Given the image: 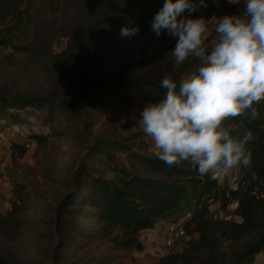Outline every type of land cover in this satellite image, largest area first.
Instances as JSON below:
<instances>
[{
	"label": "rangeland",
	"instance_id": "1",
	"mask_svg": "<svg viewBox=\"0 0 264 264\" xmlns=\"http://www.w3.org/2000/svg\"><path fill=\"white\" fill-rule=\"evenodd\" d=\"M196 3L199 5V1ZM22 8V16H14L8 25L0 27V36L27 45L31 51L0 45V96L53 95L76 103L77 111L17 109L0 101V255L23 259L25 264H159L163 256L182 252L195 233H189L173 250L164 245L168 224L184 223L188 218L182 213L165 220L156 231L140 232L139 243L123 247L110 237H96L100 223L95 209L65 202L77 185L84 163L98 174L114 175L105 155L89 151L98 140H123L136 151L154 155L149 138L139 126V113L150 100L138 98L127 104L125 98H119L105 101L102 107H85V103L98 78L172 76L180 66L174 65L171 56L177 38L167 31L157 36L152 29L145 36H121L120 29L132 19L115 11L124 8L118 0H101L95 9L85 0H27ZM206 12L204 3L192 15L208 20L241 15L238 4L229 0L219 4L210 16ZM102 16L106 19L99 21ZM214 26L215 21H209V48L217 39ZM75 52L99 57L96 68L87 76L77 73L82 65L72 57ZM185 63L200 66L194 57ZM33 133L46 139H32ZM15 142L25 145L23 155L16 152L13 156ZM115 156L132 171L145 173L126 155L116 152ZM233 170L235 180L238 175ZM63 202L72 209L60 211ZM233 203L225 210H216V215L238 219V205ZM243 245L236 244L233 250L225 247L221 264H235L233 253ZM260 254L262 259L250 264H264V254Z\"/></svg>",
	"mask_w": 264,
	"mask_h": 264
},
{
	"label": "trees",
	"instance_id": "2",
	"mask_svg": "<svg viewBox=\"0 0 264 264\" xmlns=\"http://www.w3.org/2000/svg\"><path fill=\"white\" fill-rule=\"evenodd\" d=\"M26 1L0 0V27L8 25L10 18L22 16V6ZM85 1L95 9L96 2L101 0ZM118 1L124 4V8L115 11L131 18L128 22L132 21V26L139 27L136 36H145L152 29L153 18L165 3V0ZM225 1L205 0L206 15L210 16ZM105 19L106 16H102L99 21ZM86 31L88 35H93L91 30ZM0 45L16 51H31L29 46L15 44L7 36H0ZM72 55L82 65L77 69L80 75L87 76L98 64L99 57L79 52ZM196 69L193 64L184 63L172 77L178 81L180 74ZM163 77L129 80L98 78L85 107H102L105 101L119 98H125L127 104L138 98L156 102L166 91L160 87ZM0 101L17 109L48 108L51 113L66 109L77 111L76 103L58 100L53 95L11 99L0 96ZM257 107L260 115L255 120L249 115L225 121V126L232 130L233 135L242 137L246 131H251L254 137L247 144L252 166L243 167L242 174L234 180L237 188L229 184L220 185L211 175L201 176L188 161L168 166L155 155L136 151L134 146L123 140H98L89 151L105 155L114 175L106 177L98 174L91 169L92 166L84 163L76 178L77 185L66 196L65 202L95 209L100 223L96 237H110L111 241L123 247L139 243V233L154 228L157 221L168 220L178 213L187 216L184 221L187 235L195 233L196 236L185 250L163 256L159 264H221L225 255L223 249L229 247L233 250L240 243H244L242 249L233 253L235 264L258 261L264 251V104ZM30 137L39 142L46 139L37 133ZM12 148L14 157L16 152L23 155L26 151L21 142L13 143ZM114 152L132 159L145 173H136L123 165ZM254 174L256 179H253ZM235 201H238L235 208L238 219L216 215V210H225ZM62 209L69 211L72 208H67L63 202L59 210ZM0 264H25V261L11 255H0Z\"/></svg>",
	"mask_w": 264,
	"mask_h": 264
},
{
	"label": "clouds",
	"instance_id": "3",
	"mask_svg": "<svg viewBox=\"0 0 264 264\" xmlns=\"http://www.w3.org/2000/svg\"><path fill=\"white\" fill-rule=\"evenodd\" d=\"M204 3L165 0L154 16L151 27L157 36L167 31L177 38L171 52L174 65L194 57L200 66L178 81L165 75L160 81L163 97L142 109L139 126L160 161L168 166L188 161L201 176L217 178L252 166L247 144L253 133L233 135L225 121L249 115L255 120L257 106L264 104V0H243L241 15L211 20L192 15ZM209 21H215L217 37L210 48ZM132 24L123 26L120 35H136L139 27Z\"/></svg>",
	"mask_w": 264,
	"mask_h": 264
},
{
	"label": "built area",
	"instance_id": "4",
	"mask_svg": "<svg viewBox=\"0 0 264 264\" xmlns=\"http://www.w3.org/2000/svg\"><path fill=\"white\" fill-rule=\"evenodd\" d=\"M199 0H196V2ZM249 151V150H248ZM250 153V152H249ZM243 166L236 168L235 173L238 175V177L242 174ZM218 184L220 185H225L229 184L230 182V172L226 175H221L216 178ZM233 184H230L233 188H237V184L232 182ZM233 204L238 205V201H235ZM187 232L184 226L183 222H171L168 224L166 228V233H165V240H164V245L165 248L168 250H173L176 248L179 244L182 243L183 240L187 237ZM264 254V251H263Z\"/></svg>",
	"mask_w": 264,
	"mask_h": 264
},
{
	"label": "crops",
	"instance_id": "5",
	"mask_svg": "<svg viewBox=\"0 0 264 264\" xmlns=\"http://www.w3.org/2000/svg\"><path fill=\"white\" fill-rule=\"evenodd\" d=\"M238 8H239V12L242 14L243 11H244L243 0H242L241 3L238 4ZM149 102H152V101H148V103H149ZM233 172H234V170L230 171V182H229V185H230V184H233L232 182H233V180H234V178H235V177H233ZM163 224H164V221H157V222L155 223L154 228H152V229H148V231H149V230H151V231H156L157 228H158V227H162ZM165 230H166V228H165Z\"/></svg>",
	"mask_w": 264,
	"mask_h": 264
}]
</instances>
